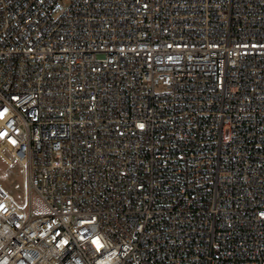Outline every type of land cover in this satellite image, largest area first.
Listing matches in <instances>:
<instances>
[{
    "label": "built area",
    "instance_id": "1",
    "mask_svg": "<svg viewBox=\"0 0 264 264\" xmlns=\"http://www.w3.org/2000/svg\"><path fill=\"white\" fill-rule=\"evenodd\" d=\"M0 149V264H264V0H0Z\"/></svg>",
    "mask_w": 264,
    "mask_h": 264
},
{
    "label": "rangeland",
    "instance_id": "2",
    "mask_svg": "<svg viewBox=\"0 0 264 264\" xmlns=\"http://www.w3.org/2000/svg\"><path fill=\"white\" fill-rule=\"evenodd\" d=\"M21 183L19 177V166L11 162L10 154L0 149V185L10 193H15L14 186ZM32 210L35 214H44L48 212V207L44 200L36 194L31 199Z\"/></svg>",
    "mask_w": 264,
    "mask_h": 264
},
{
    "label": "snow or ice",
    "instance_id": "3",
    "mask_svg": "<svg viewBox=\"0 0 264 264\" xmlns=\"http://www.w3.org/2000/svg\"><path fill=\"white\" fill-rule=\"evenodd\" d=\"M140 127H143V125H140ZM14 143V142H13ZM97 244H98V241H97ZM98 246H99V244H98Z\"/></svg>",
    "mask_w": 264,
    "mask_h": 264
}]
</instances>
